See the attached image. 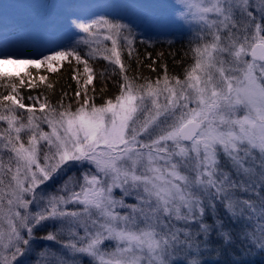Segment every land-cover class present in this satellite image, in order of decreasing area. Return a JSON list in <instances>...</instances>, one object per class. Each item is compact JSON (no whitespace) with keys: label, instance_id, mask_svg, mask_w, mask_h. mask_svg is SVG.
Listing matches in <instances>:
<instances>
[{"label":"snow or ice","instance_id":"6c2138e0","mask_svg":"<svg viewBox=\"0 0 264 264\" xmlns=\"http://www.w3.org/2000/svg\"><path fill=\"white\" fill-rule=\"evenodd\" d=\"M9 8L24 11L0 31V65L19 66L0 71V264H245L264 252V0H55L0 4V17ZM144 31L174 38L182 75L163 52L142 64ZM98 58L111 66L99 104ZM158 62L155 78L139 72ZM65 64L76 88L57 96L38 73ZM45 84L24 102L21 89ZM213 251L226 259L204 258Z\"/></svg>","mask_w":264,"mask_h":264},{"label":"trees","instance_id":"16d2710c","mask_svg":"<svg viewBox=\"0 0 264 264\" xmlns=\"http://www.w3.org/2000/svg\"><path fill=\"white\" fill-rule=\"evenodd\" d=\"M181 43H176L174 45V48L176 50H179L181 48ZM138 50L141 54V58H142V64L147 65L150 63V61H148L146 58H144V53L147 51L149 53L152 54V56L155 58L156 54L158 52H163L164 53V57L163 58H159L160 60H162L164 63L167 64L168 66V73L171 74H180L182 75L183 72V65L182 64H176L173 62V58L168 55L170 51H172L173 49H171L169 47V44H164L163 42H156L152 47L151 46H147V45H139L138 44ZM177 60L181 59V53L178 51L177 52V56H176ZM125 62L127 63V55L125 53ZM93 64V67L97 73V79L94 80V85L97 89V99H96V103L99 104L101 103V100L99 99V95H100V89L101 87H103V83L101 82V80L99 79V73L101 71H104L105 68H108V72L111 73V66L107 65V62L103 61L102 59L98 58L95 61L91 62ZM82 67V66H81ZM131 67L133 70L137 69V62L135 61V59H133ZM157 67V72H150V70L147 67H141L139 68V72L142 73L144 76H151L153 78H155L157 76L158 73L163 72L162 68H160L159 66V62L156 65ZM29 72H31V69H28ZM40 74L39 75H44L47 77L46 83L47 82H52L55 89H56V95L59 96L61 94V90L63 89L64 91H68L70 94L72 92H74L75 88H76V84L75 82H73L70 77L72 75L71 71L68 69L67 64H65L61 69L58 70V72L56 73H48L46 68H41L39 70ZM118 72V69L116 70ZM114 79L115 77H110L108 79H106V81L104 83L107 84V89L105 91V95L106 96H111L113 92L116 91V88L114 86ZM38 82V80H37ZM69 85L71 87H69ZM0 91H4L3 88H0ZM47 91L46 89V84L42 85L40 88H35V89H21L22 95L25 97V103H26V99L29 95L35 97L37 96V94H41V99H43V92ZM54 99V98H53ZM29 100H27L28 102Z\"/></svg>","mask_w":264,"mask_h":264},{"label":"rangeland","instance_id":"374dc122","mask_svg":"<svg viewBox=\"0 0 264 264\" xmlns=\"http://www.w3.org/2000/svg\"><path fill=\"white\" fill-rule=\"evenodd\" d=\"M45 2L46 3H53V2H55V0H0V4H9V5L28 4V3H45ZM23 11L24 10H22V9L9 8L8 12H7V18L4 19L3 17H0V23L7 24V25H9V27H7V28L0 27V31H11L12 30L11 24H12L13 19L18 17V15ZM139 39H144V40L148 41V43L145 45L152 47L158 41L163 42L164 44H168V40L174 39V38L173 37H166V36H152L149 32L144 31V35H142L138 38V42H137L138 44H139ZM176 39H178V38H176ZM178 43H180V42H178ZM109 44H110V42H109ZM18 68H19V66L12 65V64L0 65V71L9 72V73L17 71ZM29 69L32 70L30 72L32 74V78H37V70L35 68H31V67ZM38 74H40V73H38ZM182 74H183V72H182ZM27 79H28V77H25L26 81H27ZM8 82H10V81H7V80H4L3 78H0V83H8ZM15 82L19 83L18 80H16ZM29 103H31V101L27 102V99H26V104H29ZM37 108H38V105H37ZM21 111H23V110H21ZM25 115H26V113H25ZM2 127H6V125H3L2 122H0V128H2ZM116 191L118 194V190H116ZM48 243H50L51 248L56 249V254L59 255V253L61 251L59 245L51 244V242H48ZM204 258L209 259V260L219 259L221 261L226 259V257H222V256L217 257L216 253L214 251L206 254ZM242 259H244L245 264H264V252L254 251L252 254L247 255L245 257H242ZM77 264H89V258H87L85 256L82 258V260H78Z\"/></svg>","mask_w":264,"mask_h":264}]
</instances>
